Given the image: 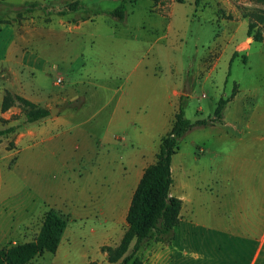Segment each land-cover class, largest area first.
I'll list each match as a JSON object with an SVG mask.
<instances>
[{
	"label": "rangeland",
	"instance_id": "1",
	"mask_svg": "<svg viewBox=\"0 0 264 264\" xmlns=\"http://www.w3.org/2000/svg\"><path fill=\"white\" fill-rule=\"evenodd\" d=\"M33 1L43 4L47 13L40 8L26 11L25 3ZM72 1L0 0V26L8 29L6 38L11 37L16 45L47 56L57 66L58 69H50L45 78L37 73L38 81L34 83L43 93L64 92L63 99L43 107L48 110L50 106L57 107L53 117L64 116L73 124H80L75 130H93L100 135L120 97L118 114L128 116L124 122L130 123L117 121V115L104 145L87 144L75 135L76 131L71 132V136L65 132V143L57 157L45 153L43 161L32 163L30 152L16 144L19 133L28 123L25 121L27 109L18 102L12 103L9 108H15L10 119L13 126L0 118V129L15 128L0 137V249L34 241L47 211H54L65 219L64 234L71 236L69 240H61L58 251L45 252L27 264H84L87 259L84 256L92 255L93 251L92 244L85 243L82 234L89 239L93 230H101V225L109 226L111 221L108 212L106 216H97L99 182L104 184L105 181L103 175V180L97 176L99 166L102 174L106 172L105 183L112 191L113 218L121 210L125 215V205L132 191L130 183H125L132 173L126 158L140 152L147 141L153 144V135L163 136L169 131L179 103L186 119L207 118L213 114L220 98L228 99L236 93L233 78L241 82L252 75L264 74V41L248 50V66L242 65L248 59L241 47L229 65L231 47L244 39L246 30L242 26L234 32L233 25L222 24V20L232 21L234 13H239L247 25L248 22L253 24L252 34L260 31L264 36V1L225 0L226 7H223L220 0H201L197 7L193 1L185 0L176 5L171 17L142 34L140 14L145 8L140 1L126 3L124 0L127 17L122 21L110 16L88 18L85 8L66 11L64 15L56 13L65 10ZM79 2L86 7L90 1ZM95 5L104 10L118 6L110 1ZM166 23H169L168 28ZM74 27L80 30L75 31ZM223 30L225 39L221 41ZM158 36L160 40L151 46V39ZM56 78H61L62 82L56 84ZM4 81L0 80V87L6 85ZM48 117L50 114L45 118ZM216 130L217 126L184 134L179 140L177 160L186 165L191 153L202 156L200 151L192 149L193 142H205L220 151L228 149L231 142L218 141ZM158 137L155 153L144 165L155 161ZM75 155H82L79 167L71 160ZM105 157L106 163H99ZM60 162L66 167H61ZM205 165H208L206 160L201 166L205 168ZM176 193L172 184L171 194ZM125 230L126 225L120 226L121 237ZM118 243L108 246L115 247ZM104 247L107 245L99 251L105 253L106 262H93L113 264L107 261ZM147 251H150L148 246L137 253L141 263Z\"/></svg>",
	"mask_w": 264,
	"mask_h": 264
},
{
	"label": "crops",
	"instance_id": "2",
	"mask_svg": "<svg viewBox=\"0 0 264 264\" xmlns=\"http://www.w3.org/2000/svg\"><path fill=\"white\" fill-rule=\"evenodd\" d=\"M89 1L86 7L80 3L79 9L89 8L103 12V14L88 17L95 18L108 16L104 13L113 10L101 9L95 5L97 2L110 1L118 5L124 0ZM125 1L129 3L133 0ZM139 1L142 8H145L140 14L143 18L140 22V34L153 30L152 27H157L159 21L171 17L176 5L179 4L174 0H136V2ZM220 1L223 7H226L224 6L226 5L225 0ZM37 8L47 13V8L43 4ZM125 17H127L126 12ZM222 24L233 25L234 32L242 26L247 31V22L239 13H234L232 21L222 20ZM165 25L166 28L169 27V23ZM7 30L0 26V80H6L4 81L6 85L0 87V118L8 121V126H13L14 123L10 119L15 108L11 107L4 112L1 111L2 99L6 92L19 95L40 107L49 106L51 102L63 99L64 92L47 91L43 93L40 91L43 89L34 84L38 81L35 79L36 74L39 73L42 78H45L48 71L50 69L56 71L57 66L51 63L47 56L16 45L11 37L6 38ZM74 30L79 31L80 27H74ZM225 32V30L222 31L221 41L225 39ZM89 35L92 36L93 33ZM160 38L158 36L151 39L150 45L158 42ZM254 44L261 43L252 41L247 34L242 41L235 42L227 59L228 64L234 61L231 60L232 55L236 54L241 47L240 49L244 50V55L248 59L247 63H242V65L248 66V50ZM262 65L264 67V61ZM233 82L237 85V91L223 110V123L200 128L212 127L213 129L217 126L215 138L218 141L227 139L231 145L228 149L224 148L220 151L213 149L205 142H193L192 149L200 151L202 156H195L191 153L186 165H182V162L177 160L180 157L179 154L176 153L171 157L172 184L177 189L174 197L181 200L178 222L173 227L166 243L158 242L154 237L142 247L150 248L142 264H264V74L252 75L248 80L241 82L233 78ZM173 94L176 95V92L174 91ZM120 103L119 97L109 117L105 120L104 129L100 135L99 133L94 134L93 130L87 131L79 128L75 130V127H79L80 124H73L64 116L53 117L50 114V117L39 122L26 123L24 130L19 133L16 144L30 152L32 163L43 161L45 153L57 157L65 143V132L71 136V132L76 131L75 135L82 137L87 144L104 145L109 140L117 115V121L125 125L130 123L127 120L124 122L128 116L118 114ZM50 109H52L51 106ZM161 136L160 133L153 135L152 140L156 141V138L160 139ZM155 141L151 145L147 141L140 152L129 154L126 158V162L132 166V173L128 180H125V183L127 181L130 183L132 189L129 198L143 170L152 163L143 164L155 153ZM72 159L79 167L82 155H75ZM205 160L208 165L204 168L201 165L205 163ZM99 163L105 164L106 157L103 160L100 159ZM60 164L61 167H66L63 162ZM102 175L105 181L104 184L99 182L101 187L97 195V216H106L108 212L111 221L109 226L101 225L99 227L101 230H93L89 239L82 234L83 241L90 242L93 251L92 255L84 256L85 259L87 258L84 264L93 261L106 262V255L99 251L100 247L115 245L119 242L120 226L126 225L125 217L129 203L125 205V215L121 210L116 212L113 218L112 191L105 183L106 172L102 174L99 166L97 176L102 178ZM172 184L170 195H172ZM66 228L67 225L56 251L62 239L69 240L71 237L70 233L64 234Z\"/></svg>",
	"mask_w": 264,
	"mask_h": 264
},
{
	"label": "trees",
	"instance_id": "3",
	"mask_svg": "<svg viewBox=\"0 0 264 264\" xmlns=\"http://www.w3.org/2000/svg\"><path fill=\"white\" fill-rule=\"evenodd\" d=\"M182 4L185 0H175ZM197 5L201 0H191ZM264 1V0H258ZM26 11H32L41 7L38 2H27L23 6ZM80 8V2L75 0L65 7V10L57 11L58 15H64L66 11L74 12ZM88 15L103 14L93 9H85ZM126 3L120 1L118 6L104 14L122 21L125 17ZM88 16V17H89ZM86 19V18H85ZM258 21H261L260 18ZM253 24L248 22L246 34L254 42L264 41L260 31L252 34ZM232 55L231 60L235 57ZM230 60V61H231ZM228 99L220 98L211 116L190 121L184 117V109L181 103L173 116L169 131L160 138L155 161L145 167L143 173L132 192L127 209L125 222L126 230L119 243L115 247H104L107 253V261L113 264H142L137 253L148 241L156 237L158 242L166 243L171 235L173 227L178 222L181 209V200L170 195L172 184L170 162L171 157L179 150L180 138L197 128L223 123V110ZM18 102L24 108L25 121L28 123L43 119L50 114V110L40 107L21 96L10 97L6 94L1 103V110L8 109L12 103ZM14 127L0 129V137L10 134ZM65 219L54 211H48L44 215L42 226L37 238L28 243L13 245L0 249V264H27L39 255L48 252L54 253L59 245L61 235L65 228ZM131 246V250L128 249ZM90 264H96L94 262Z\"/></svg>",
	"mask_w": 264,
	"mask_h": 264
},
{
	"label": "water",
	"instance_id": "4",
	"mask_svg": "<svg viewBox=\"0 0 264 264\" xmlns=\"http://www.w3.org/2000/svg\"><path fill=\"white\" fill-rule=\"evenodd\" d=\"M57 111V108H52V109H50V114L51 115H54V113Z\"/></svg>",
	"mask_w": 264,
	"mask_h": 264
},
{
	"label": "built area",
	"instance_id": "5",
	"mask_svg": "<svg viewBox=\"0 0 264 264\" xmlns=\"http://www.w3.org/2000/svg\"><path fill=\"white\" fill-rule=\"evenodd\" d=\"M56 84H60L62 82V79L61 78H56Z\"/></svg>",
	"mask_w": 264,
	"mask_h": 264
}]
</instances>
